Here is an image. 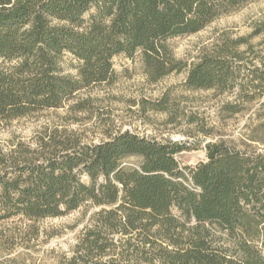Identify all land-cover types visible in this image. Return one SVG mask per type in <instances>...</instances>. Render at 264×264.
<instances>
[{
    "label": "trees",
    "instance_id": "trees-1",
    "mask_svg": "<svg viewBox=\"0 0 264 264\" xmlns=\"http://www.w3.org/2000/svg\"><path fill=\"white\" fill-rule=\"evenodd\" d=\"M255 1L0 0V129L112 84L116 58L152 84L187 70V90L229 95L223 110L249 115L239 143L201 127L212 140L193 167L177 156L200 145L130 131L86 143L44 129L0 148V264H27L18 248L32 249L36 223L81 210L86 224L56 264H264V53L224 40L188 67L170 45Z\"/></svg>",
    "mask_w": 264,
    "mask_h": 264
},
{
    "label": "rangeland",
    "instance_id": "rangeland-1",
    "mask_svg": "<svg viewBox=\"0 0 264 264\" xmlns=\"http://www.w3.org/2000/svg\"><path fill=\"white\" fill-rule=\"evenodd\" d=\"M261 28L264 30V0H256L197 34L172 40L170 45L175 58L188 67L224 40L245 39L246 44L239 49L251 46L249 58L256 59L264 53V32L257 34ZM114 66L117 78L112 84L86 90L61 109L34 113L5 124L0 129V148L7 149L12 141L31 143L44 129L73 131L86 143H98L109 134L130 131L159 141L200 145L197 150L177 156L181 166L193 167L205 160L203 144L212 140L201 132V127L216 138L239 143L249 115L227 114L223 107L232 100L229 95L187 90L184 87L187 70L152 84L139 62L116 58ZM66 71L74 73L69 67ZM166 96L170 101L168 111L155 110V105ZM190 117H194L196 123L190 124ZM88 217L89 214L84 215L81 210L59 219L38 221L36 227L41 234L30 241L32 249L21 246L19 253L24 255L27 264H56L59 257L76 244ZM16 224L12 227L22 230L30 225Z\"/></svg>",
    "mask_w": 264,
    "mask_h": 264
}]
</instances>
